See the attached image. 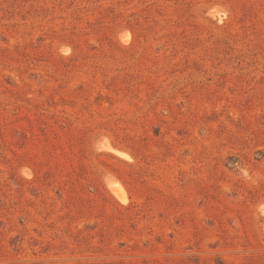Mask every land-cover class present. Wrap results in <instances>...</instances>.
I'll return each instance as SVG.
<instances>
[{
	"label": "rangeland",
	"instance_id": "rangeland-1",
	"mask_svg": "<svg viewBox=\"0 0 264 264\" xmlns=\"http://www.w3.org/2000/svg\"><path fill=\"white\" fill-rule=\"evenodd\" d=\"M0 264H264V0H0Z\"/></svg>",
	"mask_w": 264,
	"mask_h": 264
}]
</instances>
